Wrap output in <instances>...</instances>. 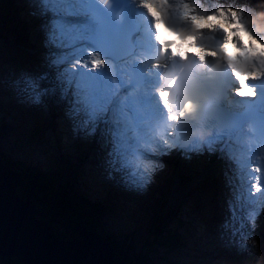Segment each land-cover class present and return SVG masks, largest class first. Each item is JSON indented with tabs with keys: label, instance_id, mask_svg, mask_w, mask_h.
I'll return each instance as SVG.
<instances>
[{
	"label": "clouds",
	"instance_id": "obj_1",
	"mask_svg": "<svg viewBox=\"0 0 264 264\" xmlns=\"http://www.w3.org/2000/svg\"><path fill=\"white\" fill-rule=\"evenodd\" d=\"M43 2L49 8L64 6L58 0ZM98 3L111 7L112 0ZM135 3L145 10V19L151 18L155 29L152 49L139 50L119 68L103 61L99 53L93 59V67H107L117 89L118 75L126 85L133 84L120 96L109 117L115 131L108 164L121 174L126 185L144 190L156 172L166 166L159 157L176 149L182 150L186 159L189 153H202L205 148L211 152L223 137L228 158L236 165L241 181L236 199L244 206V220L251 229L245 240L250 246L248 251H252L258 246L252 233L264 208V132L253 121L241 127L234 119L226 118V109L235 106L230 92L255 96L256 86L248 80L264 82V0L240 6L213 0L211 11L206 0ZM49 40L56 43L57 34L49 33ZM87 51L92 55L91 49ZM66 59L55 56L52 63L59 65ZM81 63L80 59L72 60L59 75L67 74L65 79L71 82ZM133 65L139 71H134ZM144 76L151 78V85H145ZM233 80L239 87L232 86ZM75 89L79 114L76 122L91 135L105 109L95 102L92 84L78 79ZM39 100L35 96L34 102ZM90 124L93 127L89 128ZM255 264H264V255H258Z\"/></svg>",
	"mask_w": 264,
	"mask_h": 264
},
{
	"label": "water",
	"instance_id": "obj_2",
	"mask_svg": "<svg viewBox=\"0 0 264 264\" xmlns=\"http://www.w3.org/2000/svg\"><path fill=\"white\" fill-rule=\"evenodd\" d=\"M18 185L0 164L2 264H126L110 243L76 224H66L74 236L62 238L34 200L20 196Z\"/></svg>",
	"mask_w": 264,
	"mask_h": 264
},
{
	"label": "trees",
	"instance_id": "obj_3",
	"mask_svg": "<svg viewBox=\"0 0 264 264\" xmlns=\"http://www.w3.org/2000/svg\"><path fill=\"white\" fill-rule=\"evenodd\" d=\"M3 131L0 130V134ZM20 172V171H19ZM22 176L27 179V175L25 172H20ZM44 179L43 177H41ZM32 182L36 183V191L35 192H27V193H19L21 197H30L35 201L36 206L43 211L48 216V221L53 224L56 219L57 214L64 215L69 219L70 222H74L77 225H81L87 230L94 231L97 227L102 228V238L110 243V245L117 251V253L124 258L126 264H154L151 261L150 253L153 250V245L155 243L158 244H166L167 247L169 242L173 241V235L168 231L166 234H163V230L165 229L163 226V221L166 220V215L158 218L155 223H152L151 230L153 233L152 239L148 241L145 239V245L147 246V250L144 253H135L128 252V244L131 235L128 234H120L118 237L114 234H109L104 229V225L100 220V216H102L103 206L101 204L97 205H89L93 207V209L87 208V211L84 209L85 203L83 199H75L72 197L64 184L57 182H40L37 178L34 180L30 179ZM45 180V179H44ZM154 224V225H153ZM56 233H58L56 231ZM62 238L66 237L65 233H58ZM128 246V247H127ZM163 264H176L166 258H163ZM156 264V263H155ZM180 264V263H179Z\"/></svg>",
	"mask_w": 264,
	"mask_h": 264
},
{
	"label": "rangeland",
	"instance_id": "obj_4",
	"mask_svg": "<svg viewBox=\"0 0 264 264\" xmlns=\"http://www.w3.org/2000/svg\"><path fill=\"white\" fill-rule=\"evenodd\" d=\"M1 56V53H0ZM13 138V137H11ZM4 144L7 145L9 148L8 150L15 151L16 156H18V153L20 152L21 148L19 149H13L9 147V142H11L8 137L4 138ZM8 140V141H6ZM21 145V143H20ZM24 152V151H23ZM22 153V155H25V153ZM1 158V156H0ZM17 162V161H15ZM94 173V172H93ZM93 177V175H90V177ZM97 178H99L96 175ZM89 190V188H87ZM94 196H96L95 191H92ZM93 197V196H92ZM95 198V197H93ZM97 198V197H96ZM105 200V199H104ZM155 201H151L150 204L154 203ZM155 206V205H154ZM165 211H170L175 215V218L180 214L182 219H189V213L185 205V199H178V200H171L164 203ZM157 209V207H156ZM186 212L185 213L183 212ZM138 211V210H136ZM131 212L129 209H123V211H116L111 213H106L104 216H102V220H104L106 223V227L113 233L123 232L125 230H131L132 237L130 238V243H132L133 247L132 250L135 252H145L147 250V247L142 246L143 239L148 236L150 237V232L148 231V223L147 221L150 220V215H147V209L145 211L140 212ZM114 213V214H113ZM184 213V214H183ZM173 219L170 221L169 226L173 231H176V237L177 240H180L179 244L178 241H176L175 246L172 248L166 249L164 246H157L150 254L152 257V262L157 264H163V261H160L158 258L168 257L170 261H175L183 264H197L195 261L192 260V250L190 249V245L194 244V238L192 240H189L190 231H195L194 223H187L185 224L184 220L180 221L179 224L177 223L176 219ZM64 229L62 228V226ZM53 229L57 231L58 233H66L68 234V229L62 224V222L56 220L55 223L52 224ZM123 229V230H122ZM68 237L71 236V233L67 235ZM151 238V237H150ZM182 244V245H181ZM168 250V251H167ZM157 258V259H156ZM156 259V260H154ZM0 264L1 260H0Z\"/></svg>",
	"mask_w": 264,
	"mask_h": 264
},
{
	"label": "bare ground",
	"instance_id": "obj_5",
	"mask_svg": "<svg viewBox=\"0 0 264 264\" xmlns=\"http://www.w3.org/2000/svg\"><path fill=\"white\" fill-rule=\"evenodd\" d=\"M30 1H33V0H30ZM63 1H65V0H63ZM245 3H251V4H256V3H258V2H255L254 0H247V2H245ZM59 8H61L62 9V7H59ZM69 9L67 8L66 9V11H68ZM71 13H74L75 11H70ZM76 15V14H75ZM142 16L144 17V15L142 14ZM73 17H75V16H73ZM72 19V18H71ZM68 41H70V38L68 39ZM69 51H70V47H68L67 48ZM63 50H65V49H63ZM67 61L68 62H70L69 61V57L67 58ZM67 66V65H66ZM65 66V67H66ZM64 67V68H65ZM63 69V68H62ZM61 69V70H62ZM78 72L80 73V75H82V76H84V78H85V80H89L88 78H86V76H88L90 79H92V82H90V84H92V85H94V87H100L101 89V92H100V97L98 98V101L99 100H102V99H106L109 95H110V92L107 90V88H103V87H101V85L99 84V83H97V81H95V79L87 72V71H85V70H83L81 67L79 68V70H78ZM102 98V99H101ZM98 101H96V102H98ZM71 122V121H70ZM97 128H99V125L97 126ZM222 140H219V144L224 148L225 147V145L221 142ZM222 156H223V154H222ZM224 157V156H223ZM225 158V157H224ZM86 160V158L84 157V161ZM189 165H191V163L189 164ZM235 167H236V165H234ZM207 183H210V182H207ZM232 183V182H231ZM175 193L176 192H173V195H175ZM105 198H103V200H104ZM212 200L214 201V202H219V200H222V202H230L229 200H226L225 201V199H224V201H223V199L220 197V196H217V197H215V198H212ZM229 204H232V206H234V208H236V206L234 205V203H232V202H230ZM243 206V204H241V203H239L238 204V206ZM114 214V213H113Z\"/></svg>",
	"mask_w": 264,
	"mask_h": 264
},
{
	"label": "snow or ice",
	"instance_id": "obj_6",
	"mask_svg": "<svg viewBox=\"0 0 264 264\" xmlns=\"http://www.w3.org/2000/svg\"><path fill=\"white\" fill-rule=\"evenodd\" d=\"M70 31H71V30L69 29V33H70ZM92 63H93V65H94V64L96 63V61L93 60Z\"/></svg>",
	"mask_w": 264,
	"mask_h": 264
}]
</instances>
